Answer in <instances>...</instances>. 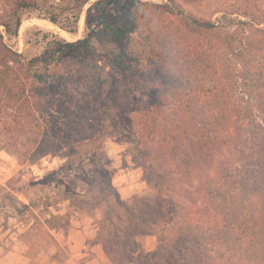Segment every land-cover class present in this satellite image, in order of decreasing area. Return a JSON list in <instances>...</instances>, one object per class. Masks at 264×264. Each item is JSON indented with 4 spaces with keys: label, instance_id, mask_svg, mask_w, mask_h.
Segmentation results:
<instances>
[{
    "label": "trees",
    "instance_id": "trees-1",
    "mask_svg": "<svg viewBox=\"0 0 264 264\" xmlns=\"http://www.w3.org/2000/svg\"><path fill=\"white\" fill-rule=\"evenodd\" d=\"M9 1L0 13V140L3 146H17L20 165L46 156L61 159L43 177L30 173L27 183V171H22L10 180L18 183L11 191L27 200L15 199L14 214L34 217L32 229L43 231L46 248L55 249L50 258L57 262L68 253L51 234L61 233L64 239L68 234L71 211L61 213V200L84 204L90 197L101 215L98 239L110 264H178L161 247L173 235L184 264H228L227 244L236 264H264V28L255 29L264 24V11H219L218 25L190 22L206 31L222 29L228 43H214L210 50L197 44L192 54H182L175 90L163 92L138 84L147 60L132 38L144 13L140 0H103L102 7L113 14L96 29L75 42L55 37L34 55L9 44L18 37L24 13L74 33L90 0ZM177 1L158 8L178 16ZM159 95L167 100L162 103ZM62 96L68 102L51 108V101ZM126 98L136 108L130 109L138 118L132 142L144 148L143 157L176 156L167 169L148 170L146 181L156 194L135 198L131 205L112 185L104 148L119 128L109 107L121 108ZM143 98L148 101L141 105ZM157 114L159 130L154 132L147 118ZM84 128L95 133L80 135L77 130ZM66 129L71 133L64 134ZM190 179L197 192L219 205L199 209L195 229L187 232L165 197L172 194L177 201L176 188L187 187ZM29 191L33 197L25 195ZM253 195L259 201L255 211L248 201ZM151 233L159 235L160 246L143 252L135 238ZM29 264L36 263L30 258Z\"/></svg>",
    "mask_w": 264,
    "mask_h": 264
},
{
    "label": "rangeland",
    "instance_id": "rangeland-1",
    "mask_svg": "<svg viewBox=\"0 0 264 264\" xmlns=\"http://www.w3.org/2000/svg\"><path fill=\"white\" fill-rule=\"evenodd\" d=\"M102 1L90 0L84 6L74 33H69L60 25L39 19L34 14L24 13L18 37L16 41L12 40L9 44L18 52H22L26 47L30 54L34 55L42 52L47 41L55 37L66 42H75L96 29L99 21L105 20L113 14L110 9L102 7ZM140 1L144 3L142 6L144 13L139 21L138 30L132 38L135 45H140L141 50L145 51L144 55L147 60L142 65L143 76L139 79L138 84L147 87L153 86V88L163 92L167 89L170 91L175 90V77L179 73L177 59L182 54H192L196 50L197 44L210 50L214 43H219L222 46H226L228 43L227 34L222 29L206 31L192 26L190 22L196 21L200 24L218 25V19L222 15L219 11H241L245 8L264 11V0H181L177 1L178 6L176 9L181 16H172L161 13V9L158 8L159 5L168 3V0ZM9 3V0H0V13L6 7L5 4L9 5ZM234 16L236 17V15ZM256 28L263 29L264 24L256 26ZM184 67H187V65H184ZM195 70L198 71V68H195ZM81 94V92L74 93L73 96L78 98ZM158 97L162 103L167 100V97L162 98V95ZM146 101H148L147 98H143L138 103L142 105ZM51 102V108L57 109L68 101L62 96L59 99H53ZM123 103V106L119 109L114 108V106L113 108L109 107L114 116L113 119L119 120V128L105 141L104 148L108 158L107 166L112 185L118 192L120 199L127 205H131L135 198L153 197L156 194L155 189L146 181L148 170L167 169L169 167L167 163L173 161L176 156L172 155L168 160L162 158L146 160L143 157L144 148L132 142L138 131V118L134 117L136 113H132L130 110L135 108V105L132 104L133 100L126 98L123 99ZM110 104L114 105L113 101H110ZM95 106L97 107L96 103ZM145 120L141 119L140 121ZM159 120V114L147 118L148 127L151 128V131L159 130V126H156ZM77 132L83 136L95 133L94 128H84L77 130ZM97 132L98 130H96ZM68 133L71 132L67 129L64 130V134ZM15 149H17L16 145L3 146V140H0V264H29L30 258L36 264H110L98 239L101 215L96 210V202L91 200L90 197L89 201H86V199L84 204L61 200L58 206L61 213L66 210L71 211L68 234L65 239L61 233L51 232V234L60 243H65L68 247V253L66 256H62L64 257L62 259L59 257L57 262L50 258L55 249L46 248L45 241L47 238L43 231L39 228L36 231L32 229L34 227L33 223L37 222L34 217L30 214L21 217L14 214L11 205H16L17 199L25 203L27 200L24 195L11 191L12 187L17 186L18 183H12L10 180L22 171H27L24 179L27 183L32 176L43 177L49 170L57 167L61 159L46 156L26 165H20L14 153ZM195 183L194 179H190L187 187H177V194L180 195L177 201L175 195L171 194V196L165 197L169 207L176 209L180 224L184 225L183 228L187 226V232L195 229V220L200 215L199 209H202L205 205L210 206L212 209L219 205L217 200L197 192ZM25 195L33 197L32 191L25 193ZM182 196L183 198H181ZM107 201L109 200L104 199L103 203ZM248 201L255 211V208L257 209L259 205L258 197L256 195L250 196ZM50 211L54 212L53 209ZM37 215L39 218L42 217L40 213ZM190 219L193 222L185 225L184 222ZM205 227L203 226L202 229L204 230ZM174 240V235L166 237L161 242V247L164 251L170 253L171 258L176 259L178 264H184L185 260L182 254L178 253L177 248L173 245ZM32 242L39 245L34 247ZM135 242L141 251L153 252L160 246V237L157 233H151L136 237ZM225 250L224 255L227 263L236 264L238 258L231 251V246L227 244ZM186 259L190 260V257L188 256Z\"/></svg>",
    "mask_w": 264,
    "mask_h": 264
}]
</instances>
